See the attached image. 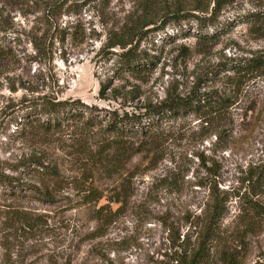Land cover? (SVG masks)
Segmentation results:
<instances>
[{"label":"rangeland","instance_id":"374dc122","mask_svg":"<svg viewBox=\"0 0 264 264\" xmlns=\"http://www.w3.org/2000/svg\"><path fill=\"white\" fill-rule=\"evenodd\" d=\"M50 3L0 0V44L13 52L0 62V179L16 183L0 181V264H175L198 246L212 193L227 213L207 264L264 257V71L218 76L238 60L264 61V33L242 19L264 0H208L204 15L218 11L211 41L198 39L193 18H158L140 42L151 62L142 72L108 48L139 0H56L55 14ZM194 90L224 101L153 129L112 130L115 111ZM44 97L93 110L72 109L55 126L34 111Z\"/></svg>","mask_w":264,"mask_h":264},{"label":"trees","instance_id":"16d2710c","mask_svg":"<svg viewBox=\"0 0 264 264\" xmlns=\"http://www.w3.org/2000/svg\"><path fill=\"white\" fill-rule=\"evenodd\" d=\"M187 1L188 0H139L140 14L138 16H130L126 24L122 27L121 34L117 36L114 35V38L112 37L110 39V43L108 44V48L110 49H119L116 54L119 57V63L126 71L142 72L151 65V62H149L150 60L143 55L142 51H140V42L143 39L144 31L149 26L155 24L158 18H160V21L168 20L167 22H178L188 18H193L199 23V29L196 36L200 41H211L217 37L216 33L212 31L213 28L211 29V27H214L213 30H218L217 9H214L213 7L211 9L212 15L207 16L204 15V12L206 11L204 6L208 0H192L194 7L189 10H186L183 7ZM225 1L227 0H212V4L216 5L217 8H220L222 2ZM109 2H111V0H107L108 4ZM196 2H198L197 6L195 5ZM48 5L49 6H47L48 8L46 11L52 12L51 14H55L58 8L56 7V0H53V3ZM242 19L243 22L254 23L256 27L259 28L258 32L264 33V10L250 13L247 16L242 17ZM63 37L64 35L61 36V38ZM12 54V51H9V49L0 44V62ZM258 71H264V61L257 59H244L233 62V64L229 67H223L218 71V76L221 72H236L240 74L255 73ZM42 99L44 101L34 107V111L37 112V114L45 115L48 118H51V121H56L55 126L59 123L56 116L63 117L65 113H70L72 109L87 113H92L93 110V108L85 105L80 100L68 101L49 99L47 97ZM223 101L222 97L215 92L204 93L194 90L187 95L171 93L156 104H148L144 106L139 113L130 114L125 112L123 115H120L117 111L111 113L113 125L115 126L112 130L117 133H123L125 128L132 129L135 126H140L141 129L144 130L143 126H146L144 124L145 122H148L149 128L153 129L159 125V120L198 114L216 104L219 105L223 103ZM95 120L96 115L91 114L90 120H87L86 123L88 124ZM42 126L44 127V125ZM50 126L52 127L51 124ZM55 126L53 125V128ZM26 164L36 165L39 170H41L40 168L48 169L43 163L36 159H31ZM52 172L53 174H56L54 170H52ZM8 179H10L8 176H5V179H0L1 184H3L2 186L5 188H8L9 185L14 186L16 184L14 182H10ZM18 186H20L22 190L26 189V185ZM29 190L33 191L34 196H37L38 199H47V197H45L38 188L29 187ZM102 198V196H99L95 199V201L99 202ZM225 203L226 200L221 199L219 195L215 196L212 193L211 205L208 207L209 213L207 222L199 237L198 246L192 250H179L175 264H207L211 254L210 247L212 242L216 239L221 220L227 213ZM257 208H259L258 204H255V209ZM102 216L103 215L97 211V217ZM24 220L28 224L32 223L29 218H25ZM236 261L237 260L233 257L225 256V264H238ZM254 264H264V257L258 259Z\"/></svg>","mask_w":264,"mask_h":264}]
</instances>
